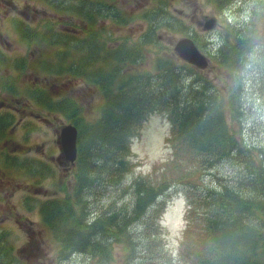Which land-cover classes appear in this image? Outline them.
<instances>
[{
	"label": "rangeland",
	"instance_id": "374dc122",
	"mask_svg": "<svg viewBox=\"0 0 264 264\" xmlns=\"http://www.w3.org/2000/svg\"><path fill=\"white\" fill-rule=\"evenodd\" d=\"M158 1L163 2L168 18L159 27L152 23L151 35L160 41H155L149 46L142 44V40H145L143 39L145 36L142 35L151 26H146L147 21H132L130 17L143 8L153 7L155 3L152 5V0H122L121 18L112 8L113 11L100 13L103 18L112 20L106 24L107 31L102 37L107 46V51L138 46L143 53L138 59V65L134 66L130 63L123 65L126 59L124 55L113 57L107 51L106 53L99 51L97 55L99 62L97 64L101 66L102 63L104 66L101 74L104 77L102 83H104L106 89L118 90L121 87H117V82H120V80L111 82L109 78L110 68H115L123 81L129 76H138L141 88L134 89V92L155 95L157 92L162 91L161 88L155 85L158 84L162 87L160 81H155L154 78L158 73L154 66L157 57H163L165 58L163 60L169 61L177 68H183V64L186 63L175 55L174 45L185 38L192 40L193 37H199V46L208 54L202 51L210 58L211 63L204 70L186 64L188 68L183 75L185 87L188 88L195 81L205 83L206 80L212 81V83L215 82L225 92L234 87L230 91L235 93V105L240 100L244 109L242 120L244 140L248 143L249 148L260 149L259 146L264 147V0H218L220 4L214 0H209V3L206 0ZM73 2L80 3V0H32L31 2L27 0H0V26L3 24L5 29L10 31L5 32V29L0 27V40L4 48L0 63V101L5 104V107L0 111L2 114H9L14 118L12 109L20 110L16 118L17 127L24 124V113L31 115L34 112L24 109V107H29V102L24 101L23 104L21 101L24 97V89L26 87L33 89L30 85L31 80H29L27 74H24V57H20L24 48V33L21 32V26H24V12L29 15L28 22L36 21L34 26L40 24L39 29H41L48 26L49 21L40 19L42 17L36 19L37 12H46L50 17L56 18L57 14L53 8L61 10L71 8ZM114 5L117 6L116 1ZM252 11L255 12L254 18L252 17ZM260 15L263 17L262 20H257ZM8 16H11L12 19H8ZM6 18L7 20L3 22ZM216 18L218 19L216 23L217 32L210 35L205 34L203 32L205 27L210 25ZM119 20L120 22H118ZM254 21L257 22V25H252ZM123 22H126V24ZM198 23L203 27H198ZM66 26L68 24L63 23L55 26V28L66 29ZM69 26L75 27L73 25ZM6 27H10V29ZM188 27L190 28L187 29ZM77 29L85 32L79 26ZM61 42L62 38H58V43ZM83 46L89 47L90 45ZM229 50H232L231 54L226 53ZM61 61L59 60V62ZM95 63L92 62L91 65L94 66ZM232 74L233 80H231ZM140 75L144 77L140 78ZM146 77L151 79L146 81ZM196 85H199V82H196ZM54 89L57 93H68L70 91V98L75 101L76 106L82 108L80 117L84 122L91 121L103 105L102 90L99 92L94 86L83 80H77L72 90H69L68 79L55 84ZM62 98L55 97V102L59 104ZM150 113L154 115L146 123L142 136L137 140L139 135L136 134L133 138L135 150L132 151V154L138 155L143 164L140 165L138 159L133 155V161L138 163L135 165L136 168L131 165L127 181L116 180L109 173L101 172L96 165H100L104 161L101 158L89 161L87 151L84 152L80 186H85L83 200L86 203L82 205L84 207L82 217L98 218L103 212L111 211L113 204L118 208L124 207L130 199L127 194L134 191V189L129 188L130 184L140 176L145 181H150L151 184L170 182V174L173 173V168L171 166L170 149L166 144V138L170 133V123L167 118L159 114L160 109L156 108ZM49 119L54 123L51 117ZM60 119L64 125L73 124L74 121L73 119L68 122L63 115ZM126 124L127 121L124 123V127ZM121 125L122 123L120 127ZM137 129L138 124L131 128L132 133L128 136H132ZM2 131L4 129H1L0 126V132ZM10 133L17 137L20 131L13 130ZM89 135L90 131H87V136ZM126 137L127 135L124 136V138ZM44 146L42 145V150ZM180 147V162L177 170L184 167L187 159L185 144L181 139ZM127 155L124 154L125 159ZM245 159L246 154L239 155L236 153L232 159L223 160L213 167L210 172L196 173L194 181L201 188L191 190L187 185L176 183L173 187L169 185L168 188L163 187V197H161V194V198L158 197V201L156 200L148 209L134 219L131 216L124 218L123 228L128 229L131 236L133 230L135 235L131 239L130 245L140 246V253H135L133 257L150 256L155 251H160L159 242H162V244H165L166 249L171 251L169 255L172 256L169 261L168 256L163 258L162 255L160 259L162 264H186V260L179 256L178 252L183 236V228L185 227V212L188 214L190 221H195V214L190 213L194 211V206L189 204L188 201L192 195L198 200L197 191L202 190L206 185L218 187L219 180L222 181L224 177L227 179L240 177L244 170V175L249 176L247 167L241 164ZM15 162L17 164L1 159L3 172L10 176L19 175L20 178H10L0 173V264H54V260L58 259L59 256L54 255L53 235L52 233L49 234L47 227L42 222L41 204L43 201H55L56 199L63 202L64 199L68 198V193L65 190H59L58 185L64 181L70 186L74 185L75 171L73 164L72 162H65V167L63 164L59 167L52 162L47 163L44 167L35 161L16 159ZM64 168L65 171H63ZM29 170H35L38 173V178L33 184L43 187L42 189L35 190L34 186L25 184L24 178L30 181L28 178L30 175ZM190 171L197 172L195 163L191 165ZM100 175L103 177H100ZM150 175L157 176V181L151 180ZM144 191L146 194L150 192V188ZM68 192L71 193L72 189ZM30 196L32 198L28 200ZM156 202L157 207L154 206ZM158 206L165 209L157 217ZM195 206L198 207L197 202ZM49 209L55 210L56 205L49 207ZM116 214L118 218H122L120 211ZM156 217L158 222L154 220ZM63 227L76 231V228L71 226L70 223L64 224ZM156 230L161 233L158 240ZM103 237L111 243L112 234ZM116 253L120 256L117 259H122L125 256L124 247L118 246ZM72 255L74 256L71 260L62 264H92L93 259L96 258L95 256L90 258L89 256ZM94 264H97V261H94ZM106 264H108V261Z\"/></svg>",
	"mask_w": 264,
	"mask_h": 264
},
{
	"label": "trees",
	"instance_id": "16d2710c",
	"mask_svg": "<svg viewBox=\"0 0 264 264\" xmlns=\"http://www.w3.org/2000/svg\"><path fill=\"white\" fill-rule=\"evenodd\" d=\"M111 1L80 0L84 9L88 10L90 7L89 11L92 12L87 13L72 12L69 8L64 10L53 8L62 21L68 23L79 21L85 32L76 29V23L73 25L74 28L57 29L55 26L58 22L55 23L56 21L49 18L51 21L44 19L49 21L48 26L41 28L40 30L44 31L37 34L24 23V40L33 44L43 56L42 63L36 69L37 75L44 74L54 78L52 87L68 79L69 90L73 89L77 80H83L99 92L102 90L103 105L89 122L81 120L82 108L76 106L69 92L59 93L63 98L60 100L58 110L53 109L56 114L65 116L68 122L74 119L73 124L79 131V154L74 172V185L70 186L67 183V186H62V189L66 188L68 198L63 202L44 201L41 204L42 222L49 234L52 233L54 255L59 256L54 260V264L71 260L74 256L72 254L90 258L95 256L97 259H93L92 264L94 261H97V264L99 262L106 264L107 261L108 264H162L160 261L162 255L163 258L168 256L170 261L172 259L170 252L162 242H159L162 254L160 251H155L150 256L133 257L135 253H140V246L130 245L135 235L133 230L131 236V232L123 228L124 218L131 216L134 219L139 216L153 205L158 197L159 199L163 197L162 188H168V185L170 187L175 183L187 185L191 190L201 188L194 181L196 173L210 172L223 160L232 159L236 153L246 154V159L241 164L247 167L250 175L245 176L244 170L240 177L229 179L224 177L222 181L219 180L218 187L206 185L202 190L197 191L198 200L192 195L189 202L194 206V211L190 213L195 214V221L189 219L187 223L179 247V256L186 260V264H264V147L249 148L244 140L242 134L244 109L240 100L235 105V93L230 91L234 87L225 92L215 82L206 80L205 83L195 81L186 88L183 75L188 66L183 64V68H177L169 61L163 60L165 58L158 56L154 64L158 73L154 78L155 81H160L163 88L158 84L155 85L162 91L155 95L137 94L133 90L141 88L138 76H129L123 81L115 68H110L109 78L111 82L120 80L117 82V87H121L118 90L106 89L101 74L104 66L102 63L98 66L97 55L99 51L105 53L107 51L102 37L107 31L105 22L112 20L103 18L101 14L105 12H100V8L103 11L110 7L121 18L117 7L106 3ZM214 1L220 4L218 0ZM158 11L142 15L140 19L158 26L164 18H160L159 23L152 19ZM262 18L260 15L257 20ZM253 25H257V22L254 21ZM96 30L98 31L95 32ZM151 34L152 29L143 38L145 40H142L144 46L152 45L159 40ZM58 38H62L61 43H58ZM193 39L199 43V37ZM107 52L113 57L124 55L126 59L123 65L130 63L134 66L138 65V59L143 55L138 46ZM231 52L232 50H229L226 53L231 54ZM92 62H96L94 66L91 65ZM143 77L140 75V78ZM149 79L151 78L146 77V81ZM196 82H199V85H196ZM49 100L53 105V95L45 93L41 104L43 108ZM156 108L160 109V115L166 116L174 124L176 130L174 144L177 143L180 149V139L185 144L187 159L184 167L180 170H177L178 166L173 169L170 182L165 184H151L140 176L130 184L129 188L134 191L127 194L130 199L124 207L118 208L113 204L111 211L103 212L98 218L82 217L84 211L82 205L86 203L83 200L85 186H80L84 152L87 151L89 161L95 158L104 161L96 165L101 172L109 173L116 180L127 181L131 165L136 167L131 152L133 138L136 134L141 135L147 120L154 115L150 112ZM137 124V131L132 136H128L132 133L131 128ZM87 131H90L89 136ZM124 154H128L126 159ZM193 163L196 164L197 172L190 171ZM176 174L178 175L175 176ZM150 177L151 180L157 181V176L150 175ZM147 188H150V192L145 194L144 190ZM71 189L72 192L69 193ZM196 202L198 207L195 206ZM54 205L56 209L50 210L49 207ZM154 206L157 207V202ZM164 209L158 206L157 217L164 212ZM118 211L121 212V219L116 214ZM157 217L154 219L155 222H158ZM66 223H70L76 231L65 229L63 225ZM156 231L158 240L161 233ZM109 234H112L111 243L103 237ZM118 246H123L125 253L120 260L117 259L120 256L116 253Z\"/></svg>",
	"mask_w": 264,
	"mask_h": 264
},
{
	"label": "water",
	"instance_id": "95a60500",
	"mask_svg": "<svg viewBox=\"0 0 264 264\" xmlns=\"http://www.w3.org/2000/svg\"><path fill=\"white\" fill-rule=\"evenodd\" d=\"M214 26V22H212L206 27V30L214 29ZM175 50L179 53L180 57L189 64L196 65L200 68H205L207 59L199 52L192 40L184 39L183 41L177 43ZM66 131L72 134L73 158L71 161L74 162L77 155L76 142L78 139V132L75 128L66 127L62 134L66 135Z\"/></svg>",
	"mask_w": 264,
	"mask_h": 264
},
{
	"label": "bare ground",
	"instance_id": "6f19581e",
	"mask_svg": "<svg viewBox=\"0 0 264 264\" xmlns=\"http://www.w3.org/2000/svg\"><path fill=\"white\" fill-rule=\"evenodd\" d=\"M69 9H71L72 12H82V11L92 12V11H89L90 7H88V10H87V9H84V6H82L80 3H75V2H73V6ZM110 11H113L110 7L105 8L103 11H102V8H100V12H110ZM158 14L156 16H154L152 19H155L156 22L159 23L160 18L164 17L161 20L160 24L158 25V26H162V24L168 18V15L166 14V10H165L164 6H162L159 9ZM254 14H255V12L252 11V17L253 18H254ZM176 28H178V27L176 26Z\"/></svg>",
	"mask_w": 264,
	"mask_h": 264
},
{
	"label": "flooded vegetation",
	"instance_id": "af4514ba",
	"mask_svg": "<svg viewBox=\"0 0 264 264\" xmlns=\"http://www.w3.org/2000/svg\"><path fill=\"white\" fill-rule=\"evenodd\" d=\"M5 21V19L3 20V22ZM0 27H2L3 29H5V27L3 26V24H1V26ZM0 33H1V31H0ZM2 43H1V40H0V63H1V58H2V55H3V52H4V48L2 47V45H1ZM22 51H23V49H22ZM21 51V52H22ZM36 79V78H35ZM2 105V106H1ZM4 105V106H3ZM5 107V104L4 103H2L1 101H0V110L2 109V108H4ZM15 111H16V108H13L12 109V114H13V116H14V114H15ZM32 116H34V118H39L40 119V114H38L37 112H33L32 113ZM48 123V125L49 126H52L53 127V133L56 135V136H58L59 137V139L56 141V144H57V148L58 149H60V136H59V128H56L55 127V124L54 123H51V122H47ZM5 145H7V142L5 143ZM13 153H16L17 151L16 150H14V151H12ZM0 173H1V175H2V172H1V170H0ZM3 176H4V174H3Z\"/></svg>",
	"mask_w": 264,
	"mask_h": 264
},
{
	"label": "crops",
	"instance_id": "0c3cea01",
	"mask_svg": "<svg viewBox=\"0 0 264 264\" xmlns=\"http://www.w3.org/2000/svg\"><path fill=\"white\" fill-rule=\"evenodd\" d=\"M24 160H25V158H24Z\"/></svg>",
	"mask_w": 264,
	"mask_h": 264
}]
</instances>
